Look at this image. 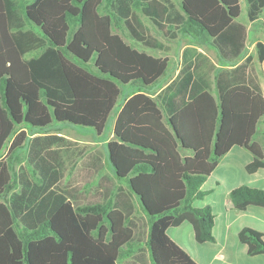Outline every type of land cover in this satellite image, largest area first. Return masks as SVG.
Returning a JSON list of instances; mask_svg holds the SVG:
<instances>
[{"label":"trees","instance_id":"trees-1","mask_svg":"<svg viewBox=\"0 0 264 264\" xmlns=\"http://www.w3.org/2000/svg\"><path fill=\"white\" fill-rule=\"evenodd\" d=\"M245 1L248 21L260 20L264 28V0ZM22 4L20 11L14 0H0V264H117L130 241L129 231L117 223L120 212L108 203L72 202L59 188L58 168L44 153L26 159L35 182L16 173L13 161L28 142L27 131L46 135L73 127L100 136L111 113L129 96L119 102L124 88L132 89L133 96L117 117L113 129L117 140L107 143L109 161L116 176L127 179L149 217L152 264H195L169 239L167 229L188 223L197 243L215 241L211 207L198 208L193 202L205 196L200 187L206 175L234 143L252 150L250 140L264 116V100L260 92L252 94L245 113L248 128L229 132L226 114L233 106L226 98L232 92L221 96L208 161L200 152L192 159H181L175 151L176 159H160L162 153L150 146L149 134L140 128L144 121H126L134 107L159 112L144 93L168 65V58L146 52H166L168 46L150 34L137 13L165 39L191 37L230 63L243 55L247 38L246 27L238 21L240 1L24 0ZM255 46L259 61H264V43ZM176 130L177 139L188 147V140ZM43 139L47 146L65 141L55 134ZM141 149L157 154L146 155ZM255 155L245 167L249 174L264 168V157ZM201 159L205 169H200ZM15 185L19 190L11 194ZM230 198L237 211L264 207L262 189L240 186ZM238 240L249 256H264L263 233L245 227Z\"/></svg>","mask_w":264,"mask_h":264},{"label":"crops","instance_id":"crops-1","mask_svg":"<svg viewBox=\"0 0 264 264\" xmlns=\"http://www.w3.org/2000/svg\"><path fill=\"white\" fill-rule=\"evenodd\" d=\"M14 2L17 3L16 8L21 11L24 0ZM137 14L148 26L145 22L148 19L140 13ZM238 21L246 27L245 49L239 59L230 63L222 61L214 48L182 34L174 40H167L159 33V41L168 46V50L146 51L155 57L168 58V65L162 76L144 93L155 101L159 112H156L155 108L143 110L134 107L126 114V121L130 124H133L134 120L144 121L143 124L141 122L140 128L149 134L150 146L162 153L160 159L166 161L176 159L174 151L179 153L181 159H192L200 152V157L208 161L212 157V146L219 125L218 121L213 122V118L215 107L217 111L215 118L216 120L220 118L221 96L232 92L226 98L230 107L233 106L226 114V128L229 132L246 131L248 128L245 113L251 108L252 94L260 92L264 100V89L250 66L249 55L245 54L250 34L249 26L239 19ZM242 87L246 89H238ZM235 89L238 90L233 93ZM132 96L129 95L121 107H117L111 113L109 128L112 133L105 143L117 140L113 133L117 117ZM229 121L233 123L229 124ZM177 128L188 140V147H183L181 141L177 139L179 137ZM238 136L241 137V134ZM238 144L234 143L219 159L215 168L206 175L200 189L207 193L193 202L198 208L211 207L215 216L213 225L215 241L197 243L192 227L188 223L167 229L169 239L195 264H264V256H249L246 247L238 240L239 231L245 227L264 234V207H249L245 211H237L230 198L231 191L240 186L264 190V168L252 174L245 170L246 165L253 161L255 154L264 157V116L256 123L255 134L250 140L252 150ZM141 150L146 155L157 154L151 149ZM97 159V166L85 178L82 187L92 193L91 203H108L110 208L122 215L117 223L129 231L130 241L121 249L117 264H152L147 244L148 215L128 183L119 179L115 171L101 169L99 155ZM204 161L202 160L200 169H205ZM108 236L110 239L109 232Z\"/></svg>","mask_w":264,"mask_h":264},{"label":"rangeland","instance_id":"rangeland-1","mask_svg":"<svg viewBox=\"0 0 264 264\" xmlns=\"http://www.w3.org/2000/svg\"><path fill=\"white\" fill-rule=\"evenodd\" d=\"M240 2L241 14L239 20L246 26H249L250 33L245 54L249 55L250 58L248 59L251 63L250 66H252L254 73L258 76V81L264 89V62H258L257 49L255 46L258 41L264 43V28L262 27L260 20L253 22L252 24L248 22L246 1L240 0ZM145 22L149 26L150 34L159 40V34L155 32V29L147 20H145ZM113 32L121 35L127 43H133L119 30L113 28ZM132 92V89L129 88L122 89L119 102L122 103L124 96L130 95ZM27 133L29 136L28 142L19 152L18 157H16L13 161L15 172L20 173L25 180L35 182L36 179L33 177L31 168L27 165L26 159L28 155H33L35 153L46 154L50 157V159H52L53 163L60 172V190L64 192L76 205L82 206L91 203L92 193L90 190H84L82 183L85 178L91 174V170L97 166V155L100 157L101 169L104 168L115 171L109 161L107 143H105L112 133L111 128H109V119L104 132L100 136L96 135L92 132V130H90V132H83L80 128L73 129V127H64L58 131L50 132L46 135L55 134L65 140L64 142H58L52 144L51 146H47L46 141L43 139L46 135L38 133L31 134L29 131H27ZM4 154H6V150ZM121 180H123V182H127V179ZM18 190V185H15L11 194H16Z\"/></svg>","mask_w":264,"mask_h":264}]
</instances>
